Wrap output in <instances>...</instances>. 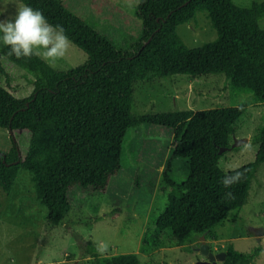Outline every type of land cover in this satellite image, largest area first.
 <instances>
[{"label": "trees", "instance_id": "1", "mask_svg": "<svg viewBox=\"0 0 264 264\" xmlns=\"http://www.w3.org/2000/svg\"><path fill=\"white\" fill-rule=\"evenodd\" d=\"M40 10L53 26L87 56L85 63L56 70L39 56L16 58L0 45V128L11 146L0 150V188L10 193L18 171L30 174L35 198L47 208L45 221L59 225L71 207L74 189L105 193L120 169L128 129L140 124L172 131L163 179L171 190L154 229L171 242L191 243L200 235L215 239L214 228L231 212L243 215L251 181L264 163V119L253 137L254 160L239 167L244 178L230 189L222 184L219 149L230 146L234 124L247 103L200 110L135 114L133 83L176 74L222 73L234 91L249 92L264 103V1L248 7L233 0H140L134 15L137 37L117 47L63 0H19ZM197 11L207 14L213 41L190 48L176 33ZM11 131V134H10ZM27 136L25 152L18 140ZM20 150L23 152H20ZM188 165L179 183L169 176L172 163ZM232 198H226V192ZM90 264H140L135 253L101 256L87 241ZM261 249L245 253L227 247L221 264H250Z\"/></svg>", "mask_w": 264, "mask_h": 264}, {"label": "rangeland", "instance_id": "2", "mask_svg": "<svg viewBox=\"0 0 264 264\" xmlns=\"http://www.w3.org/2000/svg\"><path fill=\"white\" fill-rule=\"evenodd\" d=\"M63 1L119 48L133 42L140 32L141 23L134 15L136 0ZM262 1L233 0L241 7ZM23 6L19 0H0V20L14 19ZM259 26L264 29V17ZM176 33L190 48L216 38L204 11H197L188 23L178 25ZM86 58L70 42L66 55L54 64L42 59L54 69L66 71L85 63ZM132 88L135 114L247 103L234 124L230 143L233 136L248 141L226 150L219 158V167L227 172L230 165L240 167L254 160L258 145L253 137L263 124L264 103L257 102L249 92L232 90L224 74H176L135 81ZM18 140L25 152L27 136L20 133ZM171 140L172 131L167 128L140 124L128 129L122 144L121 169L109 181L106 192L72 190L70 210L55 227L45 221L47 208L36 200L30 174L20 169L10 193L0 188V264H90L87 241L94 247L107 243L109 249L104 256L135 253L140 264H206L207 256L196 249L202 243H207L214 254L224 252L229 245L245 253L259 247V255L250 264H264V233L257 234L259 229L264 232V163L258 165L251 181L243 215L231 212L214 228L215 239L200 235L204 239L199 236L191 243L177 244L170 241L168 232H155L156 218L171 190L163 179ZM10 146L8 131L0 128V150L6 152ZM187 170L186 161L177 159L169 176L179 183ZM221 263L216 259L211 264Z\"/></svg>", "mask_w": 264, "mask_h": 264}, {"label": "clouds", "instance_id": "3", "mask_svg": "<svg viewBox=\"0 0 264 264\" xmlns=\"http://www.w3.org/2000/svg\"><path fill=\"white\" fill-rule=\"evenodd\" d=\"M137 3L140 0H136ZM0 40L10 48V55L16 58L39 56L54 64L62 59L69 48L70 41L60 26H53L43 13L31 6L20 7L14 19L0 20ZM42 50V51H41ZM244 178V172L238 165H230L222 184L226 189L238 184ZM226 198H232V192H226ZM109 249L107 243L98 244L97 253L104 256Z\"/></svg>", "mask_w": 264, "mask_h": 264}, {"label": "water", "instance_id": "4", "mask_svg": "<svg viewBox=\"0 0 264 264\" xmlns=\"http://www.w3.org/2000/svg\"><path fill=\"white\" fill-rule=\"evenodd\" d=\"M11 134V131H10ZM233 142L230 144V146L228 147H223L219 149V154H222L224 151L226 150H230L234 147H237L241 144H244L245 142L248 141V139L244 138V139H237L234 136L232 137ZM264 232L259 229L257 231V234L260 236L262 235ZM200 238L204 239V236H200ZM199 252H201L203 255L207 256L208 258V262L206 264H211L213 263L216 259H221L222 261L225 258V252H220L218 254H214L210 249H209V245L207 243H202L199 248H196Z\"/></svg>", "mask_w": 264, "mask_h": 264}]
</instances>
